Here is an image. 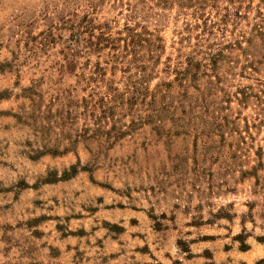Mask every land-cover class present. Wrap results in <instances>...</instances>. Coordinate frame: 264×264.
Returning a JSON list of instances; mask_svg holds the SVG:
<instances>
[{"label":"rangeland","instance_id":"374dc122","mask_svg":"<svg viewBox=\"0 0 264 264\" xmlns=\"http://www.w3.org/2000/svg\"><path fill=\"white\" fill-rule=\"evenodd\" d=\"M262 260L264 0H0V264Z\"/></svg>","mask_w":264,"mask_h":264},{"label":"trees","instance_id":"16d2710c","mask_svg":"<svg viewBox=\"0 0 264 264\" xmlns=\"http://www.w3.org/2000/svg\"><path fill=\"white\" fill-rule=\"evenodd\" d=\"M89 47L91 49V51H99L103 48H112V47H115L114 46V41L111 40V37L109 36H102L98 39V41H96V43H94L92 40L89 41ZM118 57V56H117ZM213 58H211V61H212V64L215 66L217 65V62L219 60H221L220 56H211ZM112 62H116L118 61L117 58H115L114 56H110V59ZM196 67L195 64H193L192 60H189L187 66L183 69H179V68H176L174 70V75H175V78H174V82H177L180 86H187L185 85V82L188 80V78L191 76L193 77L194 79H196V74L193 73V68ZM168 85L170 86H173V82H167ZM154 100H156L154 98ZM214 118H216V121L215 122H212L213 125H217L219 127L222 126V124H220V122L218 121L219 120V117L218 116H213ZM219 129V128H218ZM261 239V238H259ZM263 261V260H262ZM262 261H259L257 264H260V262ZM264 262V261H263Z\"/></svg>","mask_w":264,"mask_h":264},{"label":"crops","instance_id":"0c3cea01","mask_svg":"<svg viewBox=\"0 0 264 264\" xmlns=\"http://www.w3.org/2000/svg\"><path fill=\"white\" fill-rule=\"evenodd\" d=\"M203 241H200V243H202Z\"/></svg>","mask_w":264,"mask_h":264}]
</instances>
